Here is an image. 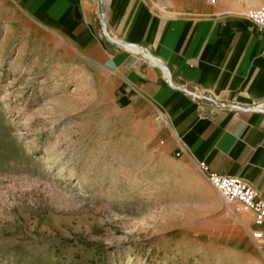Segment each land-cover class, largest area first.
Instances as JSON below:
<instances>
[{"label":"rangeland","instance_id":"1","mask_svg":"<svg viewBox=\"0 0 264 264\" xmlns=\"http://www.w3.org/2000/svg\"><path fill=\"white\" fill-rule=\"evenodd\" d=\"M113 82L0 0V264H251L244 207Z\"/></svg>","mask_w":264,"mask_h":264},{"label":"crops","instance_id":"2","mask_svg":"<svg viewBox=\"0 0 264 264\" xmlns=\"http://www.w3.org/2000/svg\"><path fill=\"white\" fill-rule=\"evenodd\" d=\"M10 1L103 67L123 105L153 107L191 162L243 179L264 199V29L243 16L247 5L198 0L162 9L158 0ZM241 216L251 230V264H264L256 247L264 240V219L256 222L248 208Z\"/></svg>","mask_w":264,"mask_h":264},{"label":"built area","instance_id":"3","mask_svg":"<svg viewBox=\"0 0 264 264\" xmlns=\"http://www.w3.org/2000/svg\"><path fill=\"white\" fill-rule=\"evenodd\" d=\"M243 16L259 29H264V4L248 9ZM177 147L184 154L183 147L179 144ZM195 166L216 190L225 205L231 207L234 204H240L244 208L255 211L256 222L264 219V199L259 197L257 190L250 183L236 176L210 171L203 161L196 162ZM253 237L259 239L260 234L254 232ZM256 247L259 251H264V240L256 243Z\"/></svg>","mask_w":264,"mask_h":264},{"label":"water","instance_id":"4","mask_svg":"<svg viewBox=\"0 0 264 264\" xmlns=\"http://www.w3.org/2000/svg\"><path fill=\"white\" fill-rule=\"evenodd\" d=\"M102 29H103V33H104L105 37L108 38L107 32H106L105 27H104L103 24H102ZM146 58L149 59V57H147V56H146ZM161 66L163 67V65H161ZM163 68H165V67H163ZM170 84H171V83H170ZM183 91H186V92L192 94V95L195 96V97H198V98H204L203 95H200V94H197V93L190 92V91H188V90H186V89H183ZM217 104L220 105V106H233V105H228V104H224V103H217Z\"/></svg>","mask_w":264,"mask_h":264}]
</instances>
